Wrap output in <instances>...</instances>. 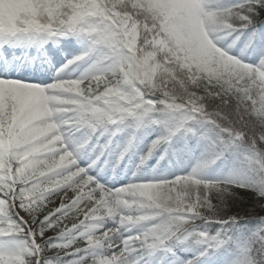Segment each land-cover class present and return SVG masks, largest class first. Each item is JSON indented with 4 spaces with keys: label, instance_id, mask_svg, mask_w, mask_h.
Returning <instances> with one entry per match:
<instances>
[{
    "label": "snow or ice",
    "instance_id": "6c2138e0",
    "mask_svg": "<svg viewBox=\"0 0 264 264\" xmlns=\"http://www.w3.org/2000/svg\"><path fill=\"white\" fill-rule=\"evenodd\" d=\"M0 264H264V0H0Z\"/></svg>",
    "mask_w": 264,
    "mask_h": 264
},
{
    "label": "rangeland",
    "instance_id": "374dc122",
    "mask_svg": "<svg viewBox=\"0 0 264 264\" xmlns=\"http://www.w3.org/2000/svg\"><path fill=\"white\" fill-rule=\"evenodd\" d=\"M130 167V164L128 165H124L122 164L121 165V168L124 169V171H127V168ZM117 172L118 174L120 173V169H117ZM248 198V194L245 193L244 191H240L237 193V197L234 199V201H232V208H233V211H237V210H240L241 207H243L244 205L243 204H248V203H251L250 201L248 203H245L244 201L247 200ZM58 204V201L56 202ZM55 206V205H53ZM70 226V224H69Z\"/></svg>",
    "mask_w": 264,
    "mask_h": 264
},
{
    "label": "trees",
    "instance_id": "16d2710c",
    "mask_svg": "<svg viewBox=\"0 0 264 264\" xmlns=\"http://www.w3.org/2000/svg\"><path fill=\"white\" fill-rule=\"evenodd\" d=\"M148 164L152 165L153 167H157L159 168L161 165H166L167 164V160H160L159 157H154L152 158ZM244 206L241 207V209L239 211H241V215L246 214V210L250 207V203L248 204H243Z\"/></svg>",
    "mask_w": 264,
    "mask_h": 264
}]
</instances>
